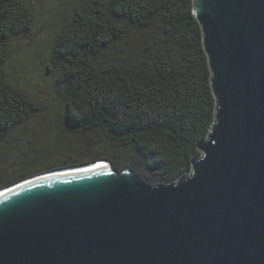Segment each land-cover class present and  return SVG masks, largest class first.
<instances>
[{
  "label": "water",
  "instance_id": "obj_1",
  "mask_svg": "<svg viewBox=\"0 0 264 264\" xmlns=\"http://www.w3.org/2000/svg\"><path fill=\"white\" fill-rule=\"evenodd\" d=\"M192 14L215 106L189 171L151 184L103 160L5 186L0 264H264V0Z\"/></svg>",
  "mask_w": 264,
  "mask_h": 264
},
{
  "label": "trees",
  "instance_id": "obj_2",
  "mask_svg": "<svg viewBox=\"0 0 264 264\" xmlns=\"http://www.w3.org/2000/svg\"><path fill=\"white\" fill-rule=\"evenodd\" d=\"M30 25L19 0H0V141L39 109L3 71L9 39ZM130 30L142 33L132 44L125 42ZM123 43L111 59L97 61ZM53 48L66 67L58 98L68 127L143 155L163 180L189 171L215 106L192 0H92L74 14ZM5 186L0 183V189Z\"/></svg>",
  "mask_w": 264,
  "mask_h": 264
},
{
  "label": "rangeland",
  "instance_id": "obj_3",
  "mask_svg": "<svg viewBox=\"0 0 264 264\" xmlns=\"http://www.w3.org/2000/svg\"><path fill=\"white\" fill-rule=\"evenodd\" d=\"M19 1L29 12L31 25L9 39L3 71L10 85L32 99L39 109L0 141V183L8 186L28 175L84 165L97 157L109 164H125L151 184L165 182L146 166L143 155L119 147L104 136H90L66 125L64 104L58 98L66 67L57 61L53 47L74 14L92 0ZM141 35L130 30L125 42L135 43ZM124 45L110 48L97 61L111 59Z\"/></svg>",
  "mask_w": 264,
  "mask_h": 264
},
{
  "label": "bare ground",
  "instance_id": "obj_4",
  "mask_svg": "<svg viewBox=\"0 0 264 264\" xmlns=\"http://www.w3.org/2000/svg\"><path fill=\"white\" fill-rule=\"evenodd\" d=\"M98 162H91V163H88V164H84V165H81L79 167H74L70 170H63V172H69V171H76V170H82V169H88V168H94V167H99V166H104L106 165L105 162H102L103 160H97ZM55 173H61L60 171H57ZM54 173V174H55ZM44 175V174H42ZM25 181V180H24ZM22 182V181H21Z\"/></svg>",
  "mask_w": 264,
  "mask_h": 264
}]
</instances>
